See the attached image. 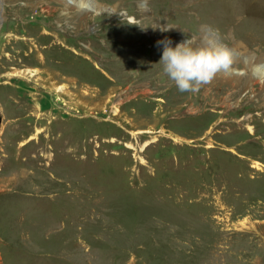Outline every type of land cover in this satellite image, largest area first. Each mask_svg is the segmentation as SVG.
<instances>
[{
  "label": "rangeland",
  "instance_id": "374dc122",
  "mask_svg": "<svg viewBox=\"0 0 264 264\" xmlns=\"http://www.w3.org/2000/svg\"><path fill=\"white\" fill-rule=\"evenodd\" d=\"M86 1L0 0V264H264V77L182 93L158 43L264 58V0Z\"/></svg>",
  "mask_w": 264,
  "mask_h": 264
},
{
  "label": "clouds",
  "instance_id": "9594fccd",
  "mask_svg": "<svg viewBox=\"0 0 264 264\" xmlns=\"http://www.w3.org/2000/svg\"><path fill=\"white\" fill-rule=\"evenodd\" d=\"M168 28H161V31ZM158 43L164 45L160 60L162 72L182 93H198L219 73L230 74L233 71L232 51L212 40H208L206 45L194 46V41L187 39L174 48L170 46V40Z\"/></svg>",
  "mask_w": 264,
  "mask_h": 264
},
{
  "label": "bare ground",
  "instance_id": "6f19581e",
  "mask_svg": "<svg viewBox=\"0 0 264 264\" xmlns=\"http://www.w3.org/2000/svg\"><path fill=\"white\" fill-rule=\"evenodd\" d=\"M66 2L69 3V4H73V5H75V7L79 8L81 14L82 13H86L87 14V12L90 9H94V6H92V5L90 6L89 5L90 2H87L86 0H66ZM83 8L86 9V10H83ZM182 10H185V9H182ZM96 11L97 10L95 9V12ZM111 11L114 12V10H111ZM189 11H193V9L189 10ZM99 13H100V11H97V14H99ZM244 13H245V11H244ZM63 15L65 16V22L66 23H64V24H65L66 28H70V30H71L72 29L71 25L74 24V19L71 18V16L73 14H71V12H69V9H67L66 10V14H63ZM243 15H245V14H243ZM244 19L246 20V18H244ZM175 30H176L177 33H179L178 34V38H177V44L185 41L187 37H188L187 39L193 40L194 44H197L199 46L206 45L208 40H212L216 44L222 45V46H224V47H226V48H228V49H230L232 51L233 56H234L233 71L230 74L219 73L220 76L217 75V78L220 79L221 77H223L224 80H226L227 82H231V83L233 81H237L238 82L240 79L244 78V77H241L240 75L242 73H245L247 70L252 72L251 76L254 74L253 76L258 78V79L261 78V77H264V58L263 57L261 58L258 54H257L258 55L257 56L254 53H251V54L250 53L249 54L244 53L239 48V46H237V43L235 44L234 48H231L230 45H226L220 40V38L217 35V33L215 34L212 30H210L206 26L201 24L200 25V31H199L200 33L197 34V35H195L193 32H187V34H186L184 32L183 33L180 32L179 29H175ZM153 34L156 35L155 32ZM235 64L236 65L242 64L243 66H241V68H243V69L240 70V69L234 67ZM259 76H261V77H259ZM247 80H250V77Z\"/></svg>",
  "mask_w": 264,
  "mask_h": 264
},
{
  "label": "flooded vegetation",
  "instance_id": "af4514ba",
  "mask_svg": "<svg viewBox=\"0 0 264 264\" xmlns=\"http://www.w3.org/2000/svg\"><path fill=\"white\" fill-rule=\"evenodd\" d=\"M147 134V133H146Z\"/></svg>",
  "mask_w": 264,
  "mask_h": 264
}]
</instances>
